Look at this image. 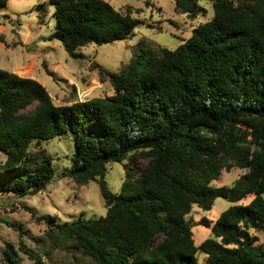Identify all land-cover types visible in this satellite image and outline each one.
Masks as SVG:
<instances>
[{
  "label": "trees",
  "instance_id": "16d2710c",
  "mask_svg": "<svg viewBox=\"0 0 264 264\" xmlns=\"http://www.w3.org/2000/svg\"><path fill=\"white\" fill-rule=\"evenodd\" d=\"M174 1L190 18L203 10L200 0ZM48 3L56 18L50 39L72 57L89 44L127 39L143 24L106 0ZM212 7L213 17L175 49L141 41L125 68L104 71L109 96L57 105L37 79L0 69V189L19 196L45 189L55 168L40 145L71 134L63 175L79 185L96 180L105 202L98 218L39 217L47 229L37 242L70 245L86 264H199L198 250L209 264H264L253 233L264 232V0ZM126 159L147 163L126 167L122 190L113 192L108 167ZM234 167L246 172L232 185H212ZM219 197L232 205L213 224L198 222L213 236L197 247L187 216ZM20 251L46 264L23 240L6 245L5 263L21 264Z\"/></svg>",
  "mask_w": 264,
  "mask_h": 264
},
{
  "label": "rangeland",
  "instance_id": "374dc122",
  "mask_svg": "<svg viewBox=\"0 0 264 264\" xmlns=\"http://www.w3.org/2000/svg\"><path fill=\"white\" fill-rule=\"evenodd\" d=\"M106 1L116 9L142 19L143 24L138 25L127 39L102 45L89 44L78 50V57H72L59 40L50 39L56 27L54 5L48 0H8L5 6H0V69L37 79L57 105L105 97L112 95L114 90L103 72H119L125 68L141 41L148 42L153 48L175 49L191 36L195 27L213 17V0H200L203 10L196 18L178 12L174 0ZM243 1L233 0L236 5ZM40 147L53 159V181L33 195L19 196L0 189V264H6L3 259L6 245L13 243L19 248L22 240L35 249L46 264H86V259L70 245L54 248L47 241L37 242L47 229L46 222L38 218L51 215L63 222L72 221L80 214L86 218L105 215L99 183L91 180L86 185H79L63 175L71 166L75 148L71 134L44 141ZM146 163L145 159L111 163L105 177L109 188L120 192L126 167L143 168ZM245 172L236 167L223 170L212 185H232ZM230 205L232 203L222 197L217 198L209 210L193 205L187 218L195 224L192 232L197 247L213 236L211 227L198 222L206 218L213 224ZM253 233L259 238L257 245L264 249V232ZM19 255L21 264H34L25 253L20 251ZM196 257L199 264H209L207 254L201 250L197 251Z\"/></svg>",
  "mask_w": 264,
  "mask_h": 264
}]
</instances>
